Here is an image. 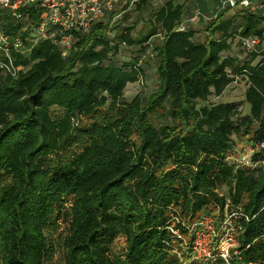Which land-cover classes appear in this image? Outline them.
Here are the masks:
<instances>
[{
	"label": "trees",
	"instance_id": "1",
	"mask_svg": "<svg viewBox=\"0 0 264 264\" xmlns=\"http://www.w3.org/2000/svg\"><path fill=\"white\" fill-rule=\"evenodd\" d=\"M232 10L240 23L222 11L202 41L182 25L183 4L167 2L144 34L127 27L111 39L112 12L75 33L65 57L50 38L26 55L11 48L21 70L0 74V264H44L54 251L46 229L59 220L65 264H264V50L244 61L231 55L239 36L262 41L264 22ZM28 13L29 23L41 16L36 7ZM22 24L5 15L1 29L26 43ZM125 46L137 55L113 61ZM146 56L157 59L155 90L126 101V86L144 79ZM238 77L248 114L241 101L206 103ZM246 134L257 164L228 162L233 136ZM226 204L242 215L238 255L197 263L187 227ZM118 237L122 255L112 251Z\"/></svg>",
	"mask_w": 264,
	"mask_h": 264
},
{
	"label": "built area",
	"instance_id": "2",
	"mask_svg": "<svg viewBox=\"0 0 264 264\" xmlns=\"http://www.w3.org/2000/svg\"><path fill=\"white\" fill-rule=\"evenodd\" d=\"M121 0H0V74L8 73L12 76L21 70L16 66L11 55V48L22 55L29 53L41 40L51 39L59 48L61 56L69 54L74 34L88 33L92 26L110 15ZM133 2L137 0H132ZM36 7L41 16L29 23L28 10ZM247 9L261 16L264 22V0H221L220 9ZM198 12L195 14V16ZM5 15L13 20L23 22L20 31L27 33L26 43L20 34L10 37L2 28ZM208 21L215 19L216 14L208 16ZM27 21V22H26ZM179 29H183L181 25ZM160 37V34H157ZM261 38L257 35L247 37L239 36V45L247 51L261 53L264 50V29ZM124 46V43L121 44ZM261 146H263L261 144ZM252 151V150H251ZM226 160L237 166L250 167L252 163L249 153L236 157L230 154ZM220 212V211H219ZM217 221L210 213L200 214L187 229L191 235L190 249L195 260L216 261L228 263L231 256L238 255L236 250L237 234L240 230L238 220L240 212L229 209L228 204L220 212ZM247 219V217H245ZM177 217L172 218V222ZM174 235L180 237L178 230H172Z\"/></svg>",
	"mask_w": 264,
	"mask_h": 264
},
{
	"label": "rangeland",
	"instance_id": "3",
	"mask_svg": "<svg viewBox=\"0 0 264 264\" xmlns=\"http://www.w3.org/2000/svg\"><path fill=\"white\" fill-rule=\"evenodd\" d=\"M122 5V4H120ZM120 5L115 7V11L105 19V22L108 21L110 32L108 36L113 39L117 37V35L121 32H124L125 28L127 27L132 28V35L136 36L138 33H145L149 29V23H147V16H141L140 14H136V10L133 9L127 10V2L123 4L121 8ZM121 11V15L115 17V15ZM234 16L235 24L240 23L241 17L240 14L236 12V10H231L229 13L225 14ZM182 25L187 28L186 26L190 25L188 22L183 21ZM192 26V25H191ZM205 25H200L196 27L194 31L195 39L202 41L204 38L205 33ZM114 36V37H113ZM116 39V38H115ZM114 40V39H113ZM116 41V40H115ZM135 47H121L117 55L112 57V60L115 62H127L132 56H136L137 52H135ZM231 55L237 57L239 60L244 61L249 57L248 51L243 49L235 40L232 44ZM255 62V61H254ZM156 64L157 59L153 56H146L143 59L142 68H143V77L142 81L138 83L129 84L126 86L123 99L126 101H130L136 94L140 93L143 98H147V96L155 90L156 87ZM246 89L245 81L238 77L235 81L229 84L222 94L218 97L211 95L208 97L206 103L209 104H217V103H224V102H231V101H241L242 104L240 105V112L241 116L248 114L249 108L248 105L243 101L244 100V91ZM58 111L56 109L52 110V115H56ZM82 123H87L88 119H81ZM235 140V152L231 153L234 154L236 157L243 155L244 153H251V150L255 149L252 147V141L250 134L242 135V136H233ZM6 180H0V186L4 185ZM227 186L220 185L217 189V192L221 195H227ZM207 213L212 214L217 221L220 220V212L219 209L215 207V205H210L208 207ZM190 225V224H189ZM65 224L61 222V220L54 222L46 229V234L49 239L54 244V251L50 254V256L45 260L44 264H65L67 259V253L62 248V238L65 234ZM191 236V235H190ZM186 239L184 238L183 242ZM178 244H175L177 247ZM112 251L117 255H122L125 251V244L122 237H118L114 243L112 244ZM1 254V253H0ZM193 259V258H192ZM197 263H207L208 261L204 260H195ZM211 263V262H209ZM213 263V262H212Z\"/></svg>",
	"mask_w": 264,
	"mask_h": 264
},
{
	"label": "crops",
	"instance_id": "4",
	"mask_svg": "<svg viewBox=\"0 0 264 264\" xmlns=\"http://www.w3.org/2000/svg\"><path fill=\"white\" fill-rule=\"evenodd\" d=\"M127 2V10H136V14L141 16H147V19L151 13L163 6L165 3L170 2L173 5L183 4L182 22L186 21L190 25L187 28L194 30L200 25H205L208 22V16L216 14L218 16L222 11H226L225 14L229 13L232 9H220L221 0H121L119 8ZM115 11V10H114ZM198 14L195 16V14ZM119 11L115 17L121 15ZM192 25V26H191Z\"/></svg>",
	"mask_w": 264,
	"mask_h": 264
}]
</instances>
